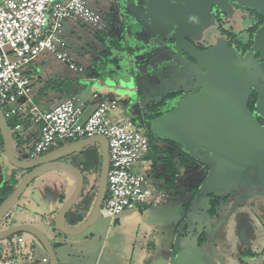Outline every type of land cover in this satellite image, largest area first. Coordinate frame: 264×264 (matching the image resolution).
Wrapping results in <instances>:
<instances>
[{
    "label": "rangeland",
    "instance_id": "obj_1",
    "mask_svg": "<svg viewBox=\"0 0 264 264\" xmlns=\"http://www.w3.org/2000/svg\"><path fill=\"white\" fill-rule=\"evenodd\" d=\"M94 2L95 0H89L90 5L99 7L101 21L98 24L93 26L73 20L66 21L63 26L62 42L65 43L66 51L85 71L75 72L64 62L57 60L53 53L44 51L23 68L25 73L30 75L32 88L37 91L48 83L60 84L62 88H65L66 95L81 96L86 88L90 90L96 86L95 81H84L85 76L88 75L87 70H95L103 75L104 71L112 65H134V67L137 66V70L132 69V71L146 78L141 81L138 77L134 79L139 84H137L138 92L132 95V99L137 98L146 108L149 105L147 103L158 100L161 96L166 79L159 69L151 73L146 69L147 58L144 55L135 57L133 60L128 53L129 51L133 53L135 49L139 50V53L141 50L149 49V46L144 44L149 31L143 30L138 34L142 43L132 44L128 41L127 33L119 31L116 25H113L114 17L112 19L111 13L114 14L116 10L111 11L103 3ZM252 22V19L232 12L222 18L221 22L215 17L211 18L199 32L188 38L197 46L214 47L223 44L229 33H238L239 37H243L242 31ZM162 48L164 47L154 51L158 57L167 54L171 58L172 54L175 55L174 47L173 50ZM59 51H65V49L59 47ZM180 58L183 60L182 57ZM184 64L191 71L192 78L190 83L183 82L177 85L179 94H182L184 90L187 92L192 83L199 88L205 82V75L200 73L202 69L200 64L191 61H185ZM119 71L121 79L134 75L130 71H125V68ZM246 72L249 81L257 79L260 83L264 82V77L259 70L253 72L249 66H246ZM37 78H40V82ZM196 80H198L197 84L194 83ZM147 84L150 86L147 87ZM258 86L255 84L252 87L257 89ZM51 95L54 100L58 97L55 94ZM167 105L173 111L161 116L160 122H158L159 119L157 121L153 119L160 124L158 131L160 135L155 133L152 119L149 124H146L145 135L155 136L154 142L160 147L168 149L175 144L184 152L193 153L198 159L197 167L187 168L188 172L179 171L181 176L177 177V184L170 188V191L173 188H179L181 192L186 190V195H189L190 190L196 185L199 186L200 182L198 191L200 193H197L193 199L187 200L189 202L187 211L183 210V213L187 214L184 223H187L192 231L190 233L192 240H196L200 233L204 232L202 246L198 251L199 256L191 250L190 246L191 251L188 255H184L175 245L173 256L177 259L172 264H206L203 255L210 264H264V148L257 149L247 135L239 137L240 141L219 135L214 127L210 126L206 112L198 102L177 105L169 101ZM257 109L260 112H258L259 115L252 107L251 112L260 132L259 137L264 141V125L260 120V118L264 119V101L261 97H259ZM110 116L115 122H120L130 114L124 106L117 104L110 109ZM30 128L29 123L23 125V136L27 139L22 143L28 150L37 142L36 133ZM3 152L0 144V161L6 168L10 164ZM18 155L28 158V154L20 150ZM135 168H137L135 172L146 175L142 170H138L139 167ZM13 170L16 174L20 171ZM10 172L12 170L3 171L4 180L9 179L7 173ZM89 180L91 181L92 178ZM2 183L3 180L0 181V185ZM17 183L18 180H11L10 188H14ZM72 185L70 178L64 173L54 171L42 175L26 187L18 203L4 218L1 225L12 226L21 219L25 220L23 217L37 219L36 226L55 247L59 264H165V261L159 258L154 261L155 257L151 255L152 245L159 231L168 232L171 228L163 226L162 229H158L155 223L161 220V217L165 219H167L166 216L176 217L177 212L169 211L161 216L157 209L137 205L134 209L124 210L113 219L99 217L96 223L81 235L74 237L63 235L52 226V221L49 223L50 221L46 220V216L55 218L58 208L71 194ZM87 190L88 187L86 192ZM93 192L94 190L91 194V202ZM207 194H213L214 197L228 195L227 201L221 203L217 208L218 212L211 218L207 214L209 208ZM18 207L22 210L16 215ZM89 210H84L83 221ZM195 222L198 223L196 226ZM183 225V223L180 225L179 232L182 231ZM32 240L35 261L39 264L41 258L47 256L42 246L34 238ZM10 247H16L15 243L11 242V246L0 244V251Z\"/></svg>",
    "mask_w": 264,
    "mask_h": 264
},
{
    "label": "built area",
    "instance_id": "obj_2",
    "mask_svg": "<svg viewBox=\"0 0 264 264\" xmlns=\"http://www.w3.org/2000/svg\"><path fill=\"white\" fill-rule=\"evenodd\" d=\"M73 20L94 26L101 15L89 0H0V109L4 118L28 120L38 131L37 143L26 151L29 159L68 142L94 136L107 140L109 169L100 217L113 219L137 205L160 207L168 202V193L157 191L145 176L133 172L149 152L148 139L130 119L115 122L111 118L110 109L116 101L99 103L87 116L86 101L76 96L47 110L35 102L30 75L23 68L42 52L53 53L75 72L84 70L62 42L64 23ZM59 47L65 51H59ZM19 128L16 124L12 133L17 134ZM14 243L16 253L7 256L1 250L0 264H37L31 236H18ZM39 264H49L47 257H42Z\"/></svg>",
    "mask_w": 264,
    "mask_h": 264
},
{
    "label": "water",
    "instance_id": "obj_3",
    "mask_svg": "<svg viewBox=\"0 0 264 264\" xmlns=\"http://www.w3.org/2000/svg\"><path fill=\"white\" fill-rule=\"evenodd\" d=\"M219 1L222 2L224 0H157L156 4L159 5L160 9L155 11L161 15L175 18L179 22V37H182L201 30L204 24L210 20L211 5L213 2ZM134 8L141 9V6L134 4ZM185 44L176 43L175 46L179 50L186 52L194 61L203 66L206 71L199 102L206 112L210 126H213L214 130L225 138L233 139L240 135H247L257 149L264 148V141L259 137L260 132L256 122L246 108L247 78L235 52L224 43L205 51H200L187 43ZM134 69L136 71L137 66ZM133 74L135 75L134 79L138 77L141 81L140 74L135 72ZM105 83L108 90L112 91L116 97H119L122 93L128 94L125 106L128 108L127 111L131 116L130 120L136 126L142 128L146 126L145 124L150 123L149 117L152 116V113L148 111L149 106L146 110H141V108H138L140 103L137 98L132 99V95L138 92V82L131 80L130 82L123 83L122 86L115 84L111 80H107ZM260 97L264 101V94L261 92ZM257 106L256 110L259 112ZM135 108H137V113L134 114L132 111ZM142 117L148 120L142 122ZM153 119L157 121L156 116ZM153 119L152 122L154 121L153 125L156 133L160 129L158 122L161 119L158 122H155ZM0 136L7 162L14 169L29 171L18 181L8 197L0 204V223L16 206L28 185L42 175L54 171L66 174L70 178L71 184H73L71 194L62 202L56 212L53 222L54 228L60 234L74 237L81 235L96 223L100 217V208L105 200L106 180L109 169L108 146L107 140L104 137L94 136L70 142L50 151L42 157L20 160L14 154V136L1 109ZM90 147L97 148L100 153V167L93 206L89 213H87L84 221L76 226H68L65 223L66 216L78 202L84 182L80 170L71 166L69 160L65 162L59 160L78 154ZM82 158V156L79 157V161ZM22 233L31 236L42 246L49 264H59L53 245L46 235L33 225L19 224L0 229V244H6L10 237Z\"/></svg>",
    "mask_w": 264,
    "mask_h": 264
},
{
    "label": "flooded vegetation",
    "instance_id": "obj_4",
    "mask_svg": "<svg viewBox=\"0 0 264 264\" xmlns=\"http://www.w3.org/2000/svg\"><path fill=\"white\" fill-rule=\"evenodd\" d=\"M156 1L157 0H109L111 4V6H109V10L111 11H113V9L116 10V12L114 11V14L116 13L115 16L114 14L110 12L112 15V19L114 17L113 25H116L119 31H124L125 33H127V35L129 36L128 41H130L132 44L137 45L139 43H142L143 41H141L138 34L141 33L143 30L145 31L147 30L146 32L149 31L148 32L149 36L146 38V41L144 43L146 44V46L150 45V41L152 40V37H153V39H157L160 42L165 41V45L171 46L172 50H173V47L175 49V52H174L175 55L172 54L171 58H169L168 56L157 57L155 60V65L153 67L154 71L159 69L161 74H163V76L166 79V82L164 84L165 89H163V92L161 96H159L158 100H153L147 103L149 104L148 105L149 107H151L154 104H158V103L163 104V106L160 108L158 112H152V117L154 118V116H156V119H159L165 113L173 111V109H170V107H168L169 105H167L169 101H173L177 105L193 104L194 102H198V104H201L199 102V99H200V95L203 90L202 85L199 86L198 88L197 85L194 86L192 83L191 85H189V90L187 92L184 90L182 94L177 93L178 91L176 89L177 85L183 82L190 83L191 78H192V73L191 71L187 69L184 62L185 61H191L194 63H197V62L194 61L186 52L179 50V48L175 46L176 43H179V44L187 43L188 45H191L192 47L200 51H205L211 47L203 48L202 45H199V44H198L199 46L195 45L189 40L188 36L190 35L179 37V33H178L179 22L173 17L167 16V15H161L157 11H155V10L160 9L159 5L156 4ZM134 4L141 6V9H135ZM232 12L238 13L241 17H248L249 19H252L253 21L250 26H248L242 31L243 37H239L238 33L234 34L232 32L226 35V40L224 42V44H227L237 55L242 65L244 74L247 78L246 108L252 115L251 107L256 112L257 111L256 106L258 105V102H259L260 92L264 94V82L260 83L257 81V79L253 81H249L248 75L246 72V66L247 67L249 66V68H251V71L253 72H257L259 70V72L264 77V0H224L222 2L221 1L213 2L210 8V20L211 18L215 17L216 20L221 22L222 18L228 16ZM208 22H206V24ZM206 24H204V26ZM149 26L151 27L149 28ZM121 34L123 35L122 32ZM149 51L150 49H147L144 51L141 50L139 53V50L135 49L133 53L129 51L128 54H130L131 58L133 59L138 56L141 57L144 55V53L146 52L149 53ZM180 57H182L183 60ZM165 66L168 67L167 71L164 69ZM120 68L121 70L125 68V71H126L127 67L126 66L119 67L118 65H115V66L112 65L111 68H108L107 71H105L107 79L115 82V84L117 85L120 84L119 86H122L121 84L126 83L128 81L130 82L131 80L134 82V75L133 77L127 76L126 79H121L120 73H118L120 72L119 71ZM202 69L200 73L205 75L204 72L206 71L203 66H202ZM197 81L198 80L194 81V83L197 84ZM255 84L257 86L258 85L260 86H258V88L256 89L252 87ZM178 92H180V90ZM166 95H168V97ZM146 120L148 119L146 118ZM260 120L263 121L262 123L264 125V119L260 118ZM143 130L146 133L147 131L146 128H144ZM243 136L244 135H240L239 137H243ZM239 137H235L233 138V140L240 141ZM14 142H15V148H14L15 156L20 160L29 159V158H25L23 156L18 155L19 150L22 153H26V154H27L26 151H29V150L27 148L25 150L22 149V146L19 145L16 142V140ZM84 151L78 154L71 155L59 161L65 162L66 160H69L71 166L80 170L81 174L83 175V182H84L80 197L82 196L84 201H90L91 200L90 194H92V192L90 191L89 193L88 190L86 192V188L88 187V189H90V186H91L89 185L90 175H88L86 172L83 171V166H82L85 160V156L83 155ZM149 151H150V146H149ZM47 153L39 155L35 158L42 157L46 155ZM81 156L83 158L79 161V157ZM185 156L190 157L194 162L193 164L189 166H182V167H185L188 169L190 167H193V168L197 167L198 159L195 157L193 153L192 154L186 153L183 150H181L179 160ZM6 168H8L9 171L11 170L15 171L13 170L14 168L11 165L6 166ZM6 168L4 169L7 170ZM4 169L2 170L5 172ZM27 172L29 171H18L17 174L15 172L16 174L15 176L19 175L18 179L20 180ZM199 186H200V182H199ZM199 186L196 185L190 190L191 192L189 193L190 199H193V197L196 196L197 193L198 194L200 193L198 192L200 188ZM95 193H96V190L94 191L93 197H95ZM166 193H168L169 195L168 200H170L171 198H174L172 193H171L172 195L169 192H166ZM206 196L209 200L208 202L209 208L207 209V213L212 216H214L218 212L217 208L221 205V203L226 202L228 199V195L214 197L213 194H207ZM105 198H106V194H105ZM80 216L81 215L79 214L78 211L72 209V211H70L67 214L65 223L68 226H76L83 221L82 218L80 219ZM0 226L2 227L1 223H0Z\"/></svg>",
    "mask_w": 264,
    "mask_h": 264
},
{
    "label": "crops",
    "instance_id": "obj_5",
    "mask_svg": "<svg viewBox=\"0 0 264 264\" xmlns=\"http://www.w3.org/2000/svg\"><path fill=\"white\" fill-rule=\"evenodd\" d=\"M94 3H103L107 7H109V4H110L109 0H99V1L95 0ZM91 6L99 11V9H98L99 7H97L93 4H91ZM110 19H111V16H110ZM150 27L151 26H149V28ZM158 45H161V46H158ZM159 47H164L166 50L172 49L171 46L165 45V41L160 42L157 39H153V37H152V40L150 41V45H149L150 51H149V53L148 52L144 53L145 58H147L146 59L147 60L146 61V63H147L146 69L150 73L154 70L153 67L155 65V60L158 57V54H156L154 51L156 49L158 50ZM164 48H162V49H164ZM163 56H167V54H164ZM133 60H134V58H133ZM148 60H150V61H148ZM74 61L76 62V60H74ZM78 66H80V65H78ZM113 66H115V65H113ZM120 66L121 67H123V66L127 67L128 66L126 68V71H130V72L132 71V69L135 68L134 65L129 66V65L123 64V65H119V67ZM164 69L167 71L168 67L165 66ZM84 71H85V69L83 70V72ZM87 72H88V75H87V77L85 76L84 81H89V80L95 81L96 86H94L90 90L86 88L85 91H83V94L81 96L84 97L85 99L82 98L81 96H76V97H79V98L86 101V105H87V108H86L87 113L85 111L86 116L89 115L99 105V103L104 102V101H109V100H115L116 105L120 104V105L124 106L126 110H128V108L125 106L126 100L128 99L127 93L126 94L122 93L119 97H116L112 91H109L107 86H106V83H105L108 80L107 76L105 75V71H104L103 75H100L99 72L95 71V70L94 71L93 70H91V71L87 70ZM139 76H140L141 80H144L146 78L142 74H140ZM84 81H83V83H84ZM121 85H123V84H121ZM149 86L150 85L147 84V87H149ZM37 91H35V93H34L35 96H36ZM95 94L97 95V97H94ZM38 106L42 110H47L49 108L48 104H38ZM138 108L139 109L141 108V110L142 109L146 110V108H144L141 103H140ZM136 111H137V108H135L132 111V113L135 114V113H137ZM130 117L131 116H128L125 119H130ZM144 118L145 117H142V119H141L142 122H144L146 120ZM16 120H17V124H20V128H19V132H17V134L13 133L14 141L16 140V142L19 145H22L23 144L22 142H24L25 139H27V137L23 136V132H24L23 125H26L28 123L31 125L30 129L34 133H36V138L38 141V139H39L38 131L35 129V127H33V125L30 123V121L24 120L21 122L18 119H16ZM138 120H140V119H138ZM142 128L144 129V128H146V126L142 127ZM146 130H147V128H146ZM156 133L158 135H160L159 132H156ZM19 142H21V144ZM180 153H181V149L175 144L173 146H169L166 152L162 151L161 148H158L156 151H153V154H147L141 161H139L137 163L138 164L137 166L135 165L133 167V168L139 167L140 169H138V170H142V172H144L146 175L135 172V171H137V168L133 169V172L136 174H140V175L145 176L150 181V184L152 185V187H154L157 191L169 192L170 194L173 191H175L173 193L174 198H171L170 200H168V202L166 204H164L160 207H148V208L157 209V211L161 213V216H164L169 211L177 212L176 217L166 216L167 219H165V218H162L160 216L161 220H159L155 223V227H157L158 229H162L163 226H167V227L171 228L168 232L159 231L157 233V238L152 245L153 250L151 252V255L153 257H155L154 261H156L159 258V259L164 260L165 264H172L173 261H176L177 257L173 256V254L175 253V251H174L175 245L178 246V248H179L178 250L182 251L184 253V255H188L189 252L192 250L193 252H195V254L197 256H199L198 251H199L200 247L202 246V242H203L202 237H204V232H201L200 236H198V238L196 240L191 239L190 233H192V231L190 230V227H188L187 223H184L185 219L187 218V214L183 213V210L185 212V210L188 206L189 202L187 200L190 199V196L186 195V190L184 192H181V190L179 188H173V190H171L172 191L171 192L169 189L168 183H167L169 180V174H168L167 170L168 169L170 170V168H169V165L165 162V159H169V160L174 162V165L171 166V168H174V170H175V174L173 177V186H175L177 184V179L181 176V172H179V171H187V172L189 171L187 168L179 166V164H178L179 160L178 159H179ZM4 156H5V154H4ZM8 168H6L7 169L6 171H9ZM2 169H4V165L0 161V181L1 180L4 181L3 175H2V173H3ZM7 174H9V173H7ZM16 177L19 178V175ZM144 207H146V206H144ZM23 209H26V208H23ZM20 210H22V209H20V207H18L15 214L18 215L20 213ZM84 214L85 213L83 210L81 217H83ZM208 217L211 218L214 216L208 214ZM23 218L25 220L21 219L19 222H17V224H14V225L29 224V225H33V226L37 227L36 226L37 219L30 218V217H23ZM46 220L50 221L49 223H51V221H52V226H53L54 218L52 219L50 217V215H47ZM182 223L184 224L183 225L184 227H183L182 231L179 232V227ZM197 224L198 223L195 222V226ZM14 225L12 224V226H14ZM6 227H11V225L8 224L7 226L6 225H2V227L0 226L1 229H4ZM24 235H27V234H24ZM2 244H4V243H2ZM32 246H33V242H32ZM189 246L192 247L191 250H190ZM4 250L8 251V249H4ZM5 255H6V251H5ZM203 258H204V262H206V264H210L209 260L207 258H205V255H203Z\"/></svg>",
    "mask_w": 264,
    "mask_h": 264
},
{
    "label": "trees",
    "instance_id": "obj_6",
    "mask_svg": "<svg viewBox=\"0 0 264 264\" xmlns=\"http://www.w3.org/2000/svg\"><path fill=\"white\" fill-rule=\"evenodd\" d=\"M119 49H120V47H119ZM37 81L40 82V78H37ZM65 91H66L65 88H62V86L60 84L54 85L52 83H48L46 86L43 85L42 87H40L38 89L36 96H35V101L37 104H50L49 108H48V109H50L52 107L57 106L62 101L69 99L72 96H74V95H66L67 93H64ZM51 94L58 95V97L54 100L53 95H51ZM162 106H163L162 103L154 104L151 107H148V111L151 113L152 112H158ZM149 119H153V117L151 116V117H149ZM7 124L9 126V128L12 130L14 128V126L17 124V120L16 119L7 120ZM151 135L152 134H149V136H146L148 139L149 146H150V151L148 154H153V151H156L158 148H161L162 151L166 152L167 149L160 147V145L155 144L154 138H153L155 136H151ZM19 143L21 144V142H19ZM0 144L2 145L1 136H0ZM66 144H68V143H66ZM83 155L85 156L84 164L82 165L83 171L86 172L88 175H90V178H92V180L89 183L91 185L90 189H88V192L90 193V191L92 192L93 190L94 191L96 190L97 176H98L99 167H100V153H99V150L97 148L90 147V148L85 149V151L83 152ZM165 162L169 165V168H170V170L169 169L167 170V172L169 174V180L167 183H168V186L170 189L173 187V177L175 174L174 168H171V166L174 165V162L169 160V159H165ZM193 162L194 161L190 157L185 156L178 161V164H179V166H189V165L193 164ZM15 175H16L15 171L10 172L8 174L9 179L4 180L3 183L0 185V204L8 197L10 192L13 190V188H10L11 180L15 179V180L19 181V179ZM93 194H94V192H93ZM93 201H94V197H93ZM93 201L92 202H91V200L90 201H84L82 196H81L73 209L78 211L79 214H81L83 210H86V209L88 210V209L92 208ZM81 218L82 217L80 216V219ZM20 235L21 234L10 237L7 240L6 244L8 246L9 245L11 246V242L14 243L15 238L20 236ZM7 249H8V251L4 250V252L6 251V255L7 256H13L16 253L17 248L16 247H10V249L9 248H7Z\"/></svg>",
    "mask_w": 264,
    "mask_h": 264
}]
</instances>
